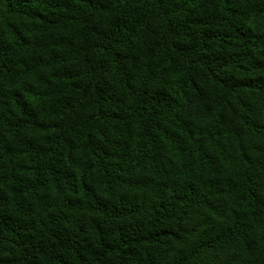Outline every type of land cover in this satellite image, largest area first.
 <instances>
[{
	"label": "trees",
	"instance_id": "obj_1",
	"mask_svg": "<svg viewBox=\"0 0 264 264\" xmlns=\"http://www.w3.org/2000/svg\"><path fill=\"white\" fill-rule=\"evenodd\" d=\"M0 264H264V0H0Z\"/></svg>",
	"mask_w": 264,
	"mask_h": 264
}]
</instances>
